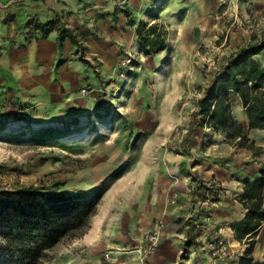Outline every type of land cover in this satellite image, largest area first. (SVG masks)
I'll use <instances>...</instances> for the list:
<instances>
[{
    "label": "rangeland",
    "instance_id": "374dc122",
    "mask_svg": "<svg viewBox=\"0 0 264 264\" xmlns=\"http://www.w3.org/2000/svg\"><path fill=\"white\" fill-rule=\"evenodd\" d=\"M246 1L0 0V191L44 184L91 199L97 210L90 226L99 221L104 232L167 180H186L187 239L179 264H188L193 253L231 264L246 244L233 245L209 230L215 222L209 202L224 189L198 171L217 164L227 168L225 180L238 179L254 174L259 160L210 127L196 129L188 152L181 143L217 58L235 50V36L247 40L264 29V8L249 11ZM139 21L160 23L164 49L143 53ZM45 23L52 27L46 34ZM58 27L68 28L79 44L65 38L58 45ZM31 43L37 44L35 69ZM7 62L22 65L21 74H3ZM243 125L255 142L264 140L263 131ZM200 196L208 203L200 204ZM169 198L176 201L178 192ZM81 236L57 244L43 264H91ZM219 236L226 255L209 249ZM255 239L254 256L261 258L264 228ZM126 251L105 247L100 264H123L118 254ZM138 261L144 262L140 254Z\"/></svg>",
    "mask_w": 264,
    "mask_h": 264
},
{
    "label": "trees",
    "instance_id": "16d2710c",
    "mask_svg": "<svg viewBox=\"0 0 264 264\" xmlns=\"http://www.w3.org/2000/svg\"><path fill=\"white\" fill-rule=\"evenodd\" d=\"M125 12L127 23L133 25L129 11ZM47 25H40L45 28V34L52 28L45 27ZM57 30L58 45L65 38L79 44L68 28L58 27ZM135 32L145 55L167 45L164 28L156 21H139ZM263 49L264 29L259 35L252 33L231 53L217 58L210 70V79L196 98V108L181 143L185 152H188L187 143L196 129L203 127L224 133L234 145L249 149L255 155L264 151L263 146L249 137L231 107L232 97H237L246 113L248 129L264 132V62L256 56ZM259 172L258 178L245 182L237 197L246 211L242 218L231 223V227L235 238L246 246L236 264H264V253L261 258H256L253 253L255 237L264 221V162L259 166ZM96 210L93 200L74 197L63 190H52L44 184L0 191V264H43L50 258L53 247L87 231Z\"/></svg>",
    "mask_w": 264,
    "mask_h": 264
},
{
    "label": "crops",
    "instance_id": "0c3cea01",
    "mask_svg": "<svg viewBox=\"0 0 264 264\" xmlns=\"http://www.w3.org/2000/svg\"><path fill=\"white\" fill-rule=\"evenodd\" d=\"M249 6L253 7H248L247 10L261 12V10L264 8V0H251V4ZM245 36L246 35L240 34L234 37V49L237 47V45L242 43L243 39L246 40ZM31 44L29 47L34 49V51L31 53L34 63H32L31 66L35 69V65L37 64V44ZM256 56L264 62V49ZM20 58L21 57L18 59ZM13 65H9L8 62L5 64L2 63L1 66L3 74L8 75L13 73L17 76L20 75L21 72L18 70L20 67H22V65L17 64L15 68ZM231 107L233 113L234 110L240 111L239 113L241 116L239 120H241L243 124L245 122L248 127L246 113L238 98L237 101L235 100V105H232ZM255 143L264 147V140L260 141V143ZM246 150L247 156L250 154L259 160L256 162V170L254 174L250 176L248 173H245L241 176H238V179L240 180L235 177L232 180H225V177L228 175L227 168L217 164L211 166L209 169H199L198 171L200 174H203L202 177L204 178H210L214 176L219 182H222V188L224 190L219 193L216 200L214 199L209 202V207L213 212L215 221L213 223H209V230L213 231V235L217 234L226 236L228 241L233 245L239 244L240 241L235 238L231 223L242 218L246 211L237 197L243 191L244 184L247 180H253L260 176L259 166L264 162V151L258 155H255L251 150ZM188 186L189 181L186 180H167L164 185L161 186V192L158 194L154 192L153 196H149L148 198L146 197L144 199V206L137 207L136 209L132 210L131 213L123 214L115 225L107 227V229L105 228L104 232L102 231L103 228L99 225V221H94L93 224H91L89 230L81 236L83 244L87 245L89 251L88 259H90L91 264H100V251L108 246L129 249V251L119 252L118 254V257L123 264H179L181 262V254L185 248V240L187 239V230L184 218L188 212L186 206ZM202 188V185H200V194L202 192ZM175 190L179 194V198L176 201L174 198H169L171 193ZM262 195L264 205V186ZM199 202L200 204L208 203L203 197L199 198ZM157 217H162L164 219V226L160 231L157 246L153 253L146 259V261L139 262V253L137 248L143 242L144 233L149 230L154 218ZM219 223L223 224L222 231L218 229L221 227ZM263 228L264 221L259 232L263 230ZM262 245L264 246V240ZM189 251H191V253L193 252V250ZM241 253L242 252H239L238 256ZM238 256L231 264H236ZM188 264H226V262L200 253H193V255L188 259Z\"/></svg>",
    "mask_w": 264,
    "mask_h": 264
},
{
    "label": "built area",
    "instance_id": "2783aa9c",
    "mask_svg": "<svg viewBox=\"0 0 264 264\" xmlns=\"http://www.w3.org/2000/svg\"><path fill=\"white\" fill-rule=\"evenodd\" d=\"M164 226V222L161 218H156L152 223L149 230L145 233L143 242L140 247H138V252L140 254V259L144 261V259L148 258L157 246V242L159 239L160 231ZM222 231V227L219 228ZM224 237L219 236L214 245L210 243L209 249L211 253H218L220 255H226L228 253V247L224 242Z\"/></svg>",
    "mask_w": 264,
    "mask_h": 264
}]
</instances>
